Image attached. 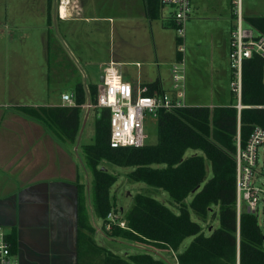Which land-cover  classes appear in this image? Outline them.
I'll return each mask as SVG.
<instances>
[{"label":"trees","instance_id":"obj_1","mask_svg":"<svg viewBox=\"0 0 264 264\" xmlns=\"http://www.w3.org/2000/svg\"><path fill=\"white\" fill-rule=\"evenodd\" d=\"M48 0V14L50 9ZM151 19L160 15L158 0H147ZM251 22L257 15H246ZM50 16L48 15V20ZM262 18V17H260ZM166 24L175 26L174 23ZM264 60L258 55L246 59L240 110L235 105H187L173 111L160 110L157 116V140L142 146L112 147L110 140V109H96V136L83 149L94 174V209L103 220V229L113 237L148 240L176 251L179 264H264V234L257 216L237 210L236 152L237 135L245 144L254 126L264 127ZM157 82L149 84L154 93ZM77 105L22 106L24 114L46 123L64 141L74 142L80 128L81 104L86 101L83 84L74 85ZM98 85H90V96L96 101ZM237 104V103H236ZM192 153L188 154V150ZM206 158L210 160L212 176L206 179ZM101 159L120 166H130L129 176L167 191L179 204V212L158 199L138 192L127 210L116 206L111 189L117 176L99 168ZM192 195L187 203L186 197ZM78 222L89 230L88 213L82 185L79 186ZM119 208V209H116ZM191 210L203 222L209 215H219V226L206 233L202 223L192 219ZM114 211L127 227L110 222ZM11 252L16 253V241L6 235ZM187 237H193L184 251L180 247ZM102 264H165L151 253H129L125 258L107 254Z\"/></svg>","mask_w":264,"mask_h":264},{"label":"rangeland","instance_id":"obj_2","mask_svg":"<svg viewBox=\"0 0 264 264\" xmlns=\"http://www.w3.org/2000/svg\"><path fill=\"white\" fill-rule=\"evenodd\" d=\"M76 1L79 12L82 11L84 16L96 17L68 22V29L75 32L83 45L88 46L92 52L97 48V55L100 53L109 59L110 51L119 52L120 48L126 50L128 44L137 42L148 43L151 49L156 48L158 58L156 59L153 54L151 62L142 60L144 67L150 74L157 73L158 60L166 85L172 86V63L180 56L178 53L180 40L178 27L166 24L167 18L172 17L170 6L164 7V18L160 16L149 20L140 16L131 5V2L140 3L141 0ZM47 3L48 0H0V106L10 104L13 98L22 104L44 103L50 100L49 97H57L58 92L65 89L62 84H56L55 80L51 79L49 83L47 79L48 75H53L54 69L61 67L53 63L55 61L53 56L54 51L62 46V41L55 35L54 30L48 38ZM242 8L245 15L264 14V0H242ZM98 17H103V20ZM234 23L231 0H193L191 18L184 24L186 48L184 94L187 103L210 106L212 104L235 105L238 102L236 94L230 87L229 49ZM122 37L123 40H121ZM65 38L70 42V35ZM48 44L52 52L49 59ZM69 65L71 64L66 63V67ZM134 68L136 69L137 66ZM102 74V71L95 69L93 81L98 86L103 84L100 80ZM145 132L147 133L146 143H155L157 118L150 113L146 115ZM95 136V121L90 118L85 127L83 140L94 142ZM189 153H192L191 149L188 150ZM88 165L87 168L92 173ZM98 167L105 168L117 176L111 189V199L117 207L124 208L123 211L132 206L134 196L140 192L158 199L174 212H179V204L167 191L144 181L132 179L129 176L132 167L116 165L106 159H101ZM211 176V163L206 158V179ZM257 182L264 185V176H260ZM93 185L94 183L89 193L91 198H93ZM192 198L193 196L189 195L185 201L189 203ZM245 209L243 204V210ZM191 216L193 220L202 223L206 233H209L211 227H218L220 223L219 215H209L204 222L193 210H191ZM256 216L264 234V204L262 202ZM101 222L102 219L98 217L97 224L101 225ZM118 238L126 243L112 240L108 247L113 251L118 248V253L115 255H120L119 257L125 258L129 253L145 251L163 260L165 264H179L177 252L161 244L148 240ZM192 239L193 237H187L179 252L184 251ZM124 251L128 253L124 254ZM110 253L104 249L102 259L95 264H102Z\"/></svg>","mask_w":264,"mask_h":264},{"label":"crops","instance_id":"obj_3","mask_svg":"<svg viewBox=\"0 0 264 264\" xmlns=\"http://www.w3.org/2000/svg\"><path fill=\"white\" fill-rule=\"evenodd\" d=\"M146 1L131 2V5L140 16L150 20ZM48 15V38L54 30L62 46L54 51L57 56H53V63L61 67L54 69L53 75H48L47 79L49 83L51 79L55 80L65 89L44 103L22 104L13 98L10 104L0 106V231L15 239L14 259L20 264H95L102 259L104 249L118 253V248L113 251L108 247L112 240L125 242L105 233L103 220L101 225L97 224L99 216L94 209V195L91 198L89 194L94 174L87 168L83 147L93 142H84L83 136L89 119L96 120V109L82 107L80 128L71 143L58 137L46 123L24 114L19 107L62 105L61 94L74 93L78 81L83 84L85 102H89L90 85L97 84L93 81L95 69L104 74V68L110 62L134 89L154 82H157L154 92L171 91L172 86L166 85L158 60L157 73L150 74L144 67L142 60L151 62L153 54L158 58V51L151 49L148 43L137 42L128 44L126 50L110 51L109 59L100 53L97 55V48L92 52L83 45L75 32L68 29V22L96 17L79 12L76 0H51ZM98 19L103 20V17ZM68 35L70 42L65 38ZM47 52L49 59L52 55L49 44ZM66 63L71 65L66 67ZM217 105L223 104L210 107ZM81 185L92 230L78 222Z\"/></svg>","mask_w":264,"mask_h":264},{"label":"built area","instance_id":"obj_4","mask_svg":"<svg viewBox=\"0 0 264 264\" xmlns=\"http://www.w3.org/2000/svg\"><path fill=\"white\" fill-rule=\"evenodd\" d=\"M160 15H164L166 5L172 8L169 22L178 27L179 58L172 63V89L149 94V86L143 85L134 89L132 84L123 79L113 62L104 68V80L98 86L96 101L84 102L82 107L92 109H110V140L112 147L142 146L146 144L145 119L147 113L157 118L160 110L173 111L187 106L185 100V22L190 19L193 0H158ZM234 25L231 30L229 64L231 69L230 87L238 98L235 106L240 110L245 105L241 102L243 86V67L246 59L258 55L264 60V14H254L259 17L255 22L247 19L243 12L242 0H231ZM262 17V18H260ZM264 75V70H263ZM264 77V76H263ZM62 105L76 106L74 93L61 94ZM237 177V210L241 214L243 204L250 214H257L261 202L264 204V185L257 182L264 176V127L254 126L245 144H241L240 133L237 135L236 152ZM110 222L127 227L124 220L114 211L108 213ZM7 234L0 231V264H20L14 259Z\"/></svg>","mask_w":264,"mask_h":264},{"label":"water","instance_id":"obj_5","mask_svg":"<svg viewBox=\"0 0 264 264\" xmlns=\"http://www.w3.org/2000/svg\"><path fill=\"white\" fill-rule=\"evenodd\" d=\"M103 80H104V76L102 75V77H101V82H103Z\"/></svg>","mask_w":264,"mask_h":264},{"label":"bare ground","instance_id":"obj_6","mask_svg":"<svg viewBox=\"0 0 264 264\" xmlns=\"http://www.w3.org/2000/svg\"><path fill=\"white\" fill-rule=\"evenodd\" d=\"M63 11V10H62Z\"/></svg>","mask_w":264,"mask_h":264}]
</instances>
